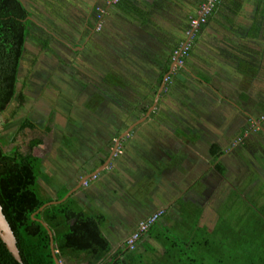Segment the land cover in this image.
I'll use <instances>...</instances> for the list:
<instances>
[{
  "label": "rangeland",
  "instance_id": "374dc122",
  "mask_svg": "<svg viewBox=\"0 0 264 264\" xmlns=\"http://www.w3.org/2000/svg\"><path fill=\"white\" fill-rule=\"evenodd\" d=\"M82 5L83 0H33L29 3L34 19L47 24L43 29L37 27L38 29L32 32L35 40L28 39L25 42L17 84V91L22 93L25 99L24 104L20 106L17 100L12 103L1 101L0 139L7 150L17 147L22 153H26L28 144L34 138L44 139V144L32 151L33 155L42 159L39 175L41 180L37 192L43 201H54L63 195L69 186L75 185L76 180L79 181L86 173L97 170L100 167L98 160L110 155L116 139L146 115L141 112V108H133L132 102H129L128 107L123 100L111 101L112 91L104 88L103 84L110 82L114 76L111 77L109 71L103 75L99 72L102 74L106 68H116L109 66L113 64L109 47L117 44V40L114 36H108L107 31L94 30V33L89 31L87 35L83 25L88 18L89 7L84 10ZM29 19L35 24L34 19ZM42 35L48 42V51L40 52L38 43L41 42L39 40H42ZM77 36L82 39L77 40ZM66 39L74 41L75 44L80 41L88 43L85 49L67 51L63 45ZM98 47L105 54V59L101 58L100 62L95 58ZM236 66L237 63H234L235 68ZM196 69L195 74L203 80L210 81L217 88L222 85L228 89L229 83H232L231 78H227L228 83L225 80L221 83V79L209 76V73L207 75V72L201 69L196 72ZM174 77L176 79L171 86H175L179 96L176 101L178 107H182L179 108L181 115H190L192 111L198 113L200 107H205L207 101L216 100L217 96L208 87L198 85L197 81L185 79L181 75ZM115 82L117 87L121 88L122 81L115 79ZM199 89L205 93L200 94ZM223 92L226 94L227 90ZM126 93L134 99H140L144 94L141 91ZM181 94L184 96L180 97ZM260 95L263 96L264 92ZM123 98L124 96L120 99ZM232 99L237 102L236 96ZM189 103L192 104L189 106ZM239 104L244 111L249 112V106L242 105V102H238ZM256 108L250 118L247 115L240 116V119L244 118L245 121L242 134H248L247 142L242 143L240 137L236 139L239 140L238 144L230 148L235 149L234 151H244L241 155L242 167L245 166L248 171V178L252 176L251 174H256L253 170L255 165L252 166L250 163L255 155L249 151H263L264 148L263 143L260 147L251 141L249 143L250 130L257 129L252 122L259 121L258 115L264 111V104ZM231 112L236 111L232 108L222 109L223 117ZM153 113L147 120L133 126L131 132L124 135L122 142L117 145L115 154L117 151H126L118 157L122 162L115 165L118 158L114 157L109 169L100 173L98 180L88 191L80 190L81 192L78 191L79 193L76 192L73 196L77 208L86 215L102 214L104 218L106 217L101 230L111 245L119 244L124 234L133 230L142 212L152 208L158 197L165 193L158 180L160 175H164V169L161 162H158L156 153L145 157L139 151L175 150L177 147L173 144L169 145L166 142V148H163L158 143L156 128L152 126L151 121L173 132L171 126L172 122L177 120V116L173 113L159 114L155 111ZM256 113L257 119L253 120ZM27 115L38 124L44 123L50 117L53 120L52 131L46 136H41L39 131L26 129L10 140V135L15 131L19 121ZM238 118L239 114L236 119ZM262 119L264 117L260 118ZM227 128L229 135H235L237 121L229 120ZM181 133L184 136V132L179 128L174 135L186 140L181 137ZM185 136L191 137L190 134ZM193 136H198V133ZM190 141L192 143V140ZM201 145L207 146L206 141L198 138L193 141L194 149L202 147ZM261 166L264 167V162L260 164ZM248 182L232 193L234 198L231 204L225 207L226 211L230 210L226 234L219 235V231L212 234L208 253L204 252L205 247L198 244L189 249L185 247L184 241L178 238L185 235L182 231L187 227L194 228L196 225L198 216L194 211L180 212L176 217L178 222L172 220L168 226L160 227L167 225L166 217H162L155 223L154 228L162 232L164 231L162 228H166L163 234L168 239L175 240L177 251L180 250L178 254L186 264H264V186L262 180L258 185L255 181H252V185ZM201 189L203 188L197 186L194 191ZM174 225L182 227L175 228ZM205 231L199 228L196 239L199 240L200 235L204 236ZM124 244L121 243V247ZM157 246L161 248L160 244L151 245L152 249L148 254L150 258L157 259L159 254L155 249ZM133 250L137 254L141 251L139 248ZM150 258L145 259L149 261ZM63 263L75 264L74 261L70 262L67 259L63 260Z\"/></svg>",
  "mask_w": 264,
  "mask_h": 264
},
{
  "label": "crops",
  "instance_id": "0c3cea01",
  "mask_svg": "<svg viewBox=\"0 0 264 264\" xmlns=\"http://www.w3.org/2000/svg\"><path fill=\"white\" fill-rule=\"evenodd\" d=\"M201 2L202 0H120L117 6L109 7L106 6V0H83L82 8L86 10L89 7V15L83 25L86 34L97 30V24L93 30L94 17L90 15V12L96 13L99 8L103 10V14L100 21L101 28L98 31H107L108 36H114L117 40V44L109 47L110 58L113 60V64L109 66L116 68L102 69V74L99 72L103 75L109 71L110 76H114L110 82L103 84L104 88L112 91L111 101L123 100L128 107L129 102H132L133 108H152L149 116L142 117L144 120H147L155 111L159 114L173 113L178 121L172 122L173 132L151 121L152 126L156 128L158 143L163 148H166V142L177 147L175 150L170 149L171 151H139L145 157L156 153L158 162H161L164 169V175H160L158 180L165 193L158 197L152 208L142 212L133 230L124 234L119 244L111 245L114 251L119 249L121 243L124 244L125 240L136 231L141 221L146 220L158 210L164 211L159 218L166 217L167 220V225L160 227L168 226L172 220L178 222L176 217L180 212L194 211L198 216L195 226L206 230L204 239L207 237V240H210L212 234L214 235L217 231L219 235L225 236L230 212V210L226 211L225 207L231 204L234 198L232 193L248 181L249 185H252L254 181L258 185L262 180L264 186V167H260V164L264 162V148H262L263 151H249L255 155L250 163L252 166L255 165L253 170L256 171V174H251L250 178L245 166L242 167L241 155L244 151L230 149L238 144L239 140L236 139L240 137H242V143L247 142L248 134H242L245 121L244 118H240L243 115L250 118L256 107L264 104V95H260L264 92V0H220L206 24L198 29L190 41V51L184 66L173 69L172 52L187 41L185 31L188 22L196 16ZM95 20L97 23V18ZM76 39L82 38L77 36ZM87 43L80 41L75 44L74 41L66 39L63 45L67 51H77L80 48L85 49ZM96 50L95 58L99 62L101 58L105 59L101 48L98 47ZM234 63H237L236 68ZM195 69L196 72L201 69L206 71L207 75L209 73V76L221 79V83L223 80L228 83L227 80L231 78L229 90L222 85L217 88L210 81L203 80L194 73ZM174 75H181L185 79L190 78L197 81L198 85L208 87L217 96L216 100L207 101L205 107H200L198 113L192 111L190 115H181L179 108L182 107H178V101H176L179 96L175 86H171L176 79ZM165 76L167 80L159 91ZM115 79L122 81L121 88L117 87ZM225 89L226 94L223 92ZM199 90L200 94L205 93L204 90ZM126 91L135 93L141 91L144 94L140 99H134ZM156 95L158 98L154 104ZM123 96L124 98L120 99ZM183 96L184 94L180 95V97ZM235 96L237 102L232 99ZM238 102H242V105L245 104L246 107L249 106V112L244 111ZM190 104L192 103H189V106ZM224 107L232 108L237 115L235 116L236 112H231L223 117ZM218 109H220L219 112H217ZM257 113L253 120L257 119ZM238 114L239 118L236 119ZM258 117L259 121L252 122L257 129L250 130L249 143H256L260 147L262 143L264 145V119L260 120L264 117V111ZM229 120L237 121V129L232 136L229 135L227 128ZM179 128L184 132V136L181 133V137L186 140L174 135ZM197 133L198 136H193ZM185 134H190L191 137L187 138ZM197 138L206 141L207 146L201 145L202 147L194 149L193 141ZM212 145L220 149V151H213L214 155L210 154ZM125 152L117 151L110 158L106 168L102 169L94 179L90 177V180L88 179L89 181L78 189L79 192L80 190L88 191L98 180L100 173L109 169L110 163ZM108 156L98 160L100 167L109 159ZM121 162L122 159L118 158L115 165ZM93 172H88L83 177ZM78 182L76 180V184L69 186V189L75 187ZM197 186L203 189L194 191ZM162 229L166 230V228ZM154 244L157 245L159 242L154 239V234L150 231L141 235L135 249H141L138 251L139 254L150 258L148 254L152 249L151 245ZM155 249L159 255L164 250L162 246L161 248L157 246Z\"/></svg>",
  "mask_w": 264,
  "mask_h": 264
},
{
  "label": "trees",
  "instance_id": "16d2710c",
  "mask_svg": "<svg viewBox=\"0 0 264 264\" xmlns=\"http://www.w3.org/2000/svg\"><path fill=\"white\" fill-rule=\"evenodd\" d=\"M32 1L0 0V112L1 101L12 103L17 100L20 106L25 101L23 94L17 91V84L25 42L28 39L35 40L32 32L36 31L37 26L29 19L33 18L30 11L32 7L29 6ZM41 37L42 40L38 43L40 52L48 51V42L43 35ZM147 110L148 108H143L141 112L145 114ZM52 123L50 117L42 123L43 135L51 132ZM38 128V123L27 115L19 121L15 131L10 135V140L26 129L32 131ZM42 143V138L38 137L28 144V151L22 153L17 147L7 150L0 139V206L15 237L22 262L18 263L0 240V264H55L48 232L38 220L45 223L51 231L56 257L60 261L67 259L70 262L74 261L75 264H186L178 254L180 250L177 251L175 240L168 239L162 231L154 228L160 218L144 233L151 231L154 239L163 247V253L158 254L157 259L150 258L147 261L146 256L134 253L126 244L114 251L101 230L105 222L104 216L86 215L77 208L73 196L79 190L61 203L46 206L34 215L33 219L32 215L40 207L51 202L41 200L37 192L41 180L39 175L42 159L33 155L32 150ZM213 151L220 149L212 145L210 154L214 155ZM216 169L219 171L218 167ZM69 190L54 201L61 200ZM198 229V226L187 227L182 231L185 235L178 238L184 241L185 247L191 249L196 244L202 245L205 247L204 252L208 253L210 240H207V237L204 239L201 235L198 237L199 240L196 239ZM140 239L141 237L138 238L137 245Z\"/></svg>",
  "mask_w": 264,
  "mask_h": 264
},
{
  "label": "built area",
  "instance_id": "2783aa9c",
  "mask_svg": "<svg viewBox=\"0 0 264 264\" xmlns=\"http://www.w3.org/2000/svg\"><path fill=\"white\" fill-rule=\"evenodd\" d=\"M120 0H106V6H114L119 3ZM220 0H202L200 3L196 16L192 17L188 22V27L185 31V38L187 41L181 44L178 48L174 49L172 52L171 60L173 63V69H177L184 66L185 60L187 59L190 51V41L195 36V33L204 26L210 17L215 6ZM103 10L97 8L96 18H97V30L101 28V17ZM167 80V79H166ZM170 80H168L169 82ZM164 214V211L158 210L152 213L146 220L141 221L135 232H133L125 241L126 246L129 250H133L136 247V242L141 235H143L147 229L153 224L160 216Z\"/></svg>",
  "mask_w": 264,
  "mask_h": 264
},
{
  "label": "water",
  "instance_id": "95a60500",
  "mask_svg": "<svg viewBox=\"0 0 264 264\" xmlns=\"http://www.w3.org/2000/svg\"><path fill=\"white\" fill-rule=\"evenodd\" d=\"M167 77L165 76L163 78V83L161 85V88L159 91H161V89L163 88L164 84H165V81H166ZM158 98V95H156L155 97V100H154V104L156 103V100ZM152 108H149L146 112V117L149 116L150 112H151ZM144 120V118L138 120L136 123H134L132 126H130L126 132H124L122 135H120L116 141H115V145H114V148L113 150L111 151L110 155H109V159L104 162L102 164V166L100 168H98L97 170H95L93 173H91L90 175H87L85 177H82L78 184L70 189L68 191V193L59 201H51V202H48L46 203L45 205H43L42 207H40L33 215V219H34V215L38 214L40 211H42L46 206H50L52 204H57V203H61L63 201H65L73 192H75L76 190H78L82 185H84L88 179H90V177L94 178L97 174H99V172L106 168V166L108 165L109 161H110V158H112V156L115 154V150L117 149V144L119 143V140L123 138L124 135H127L131 129L133 128V126L139 124L140 122H142ZM42 226L47 230L48 232V235H49V238H50V250H51V254H52V257H53V260H54V263L55 264H60V260L57 259L56 257V251L54 249V245H53V240H52V233L51 231L48 229V227L46 226L45 223H43L42 221L38 220ZM0 240L1 242L5 245V248L6 250L11 254V256L18 262V263H22L21 262V258H20V255H19V252H18V248L16 246V240H15V237L13 235V232L8 224V222L6 221V218L5 216L3 215L2 213V208L0 206Z\"/></svg>",
  "mask_w": 264,
  "mask_h": 264
},
{
  "label": "flooded vegetation",
  "instance_id": "af4514ba",
  "mask_svg": "<svg viewBox=\"0 0 264 264\" xmlns=\"http://www.w3.org/2000/svg\"><path fill=\"white\" fill-rule=\"evenodd\" d=\"M90 15H92V17H94V18H93V24H94V26H93V30H94V27H95V25L97 24V23H96V20L94 21V19H96V18H95V17H96V13H95V12H90ZM47 18H48V17H47ZM47 18H46V19H47ZM32 19H34V17H33ZM48 19H51V18H48ZM34 21H35V24L37 25V27H39V28H41V29H43V28H44L43 26H46V24H47V23H45V22L42 23V22H40V21H37L36 18L34 19ZM73 48H74V47H72V49H73ZM78 48H79V47H78ZM171 61H172V60H171ZM172 66H173V63H172ZM39 126H42V123H41V124H38V127H39ZM41 130H42V127H41V128L39 127L38 129H36V131H39V132H40L41 136H46L47 134H46V135H43V134L41 133ZM32 131H33V130H32ZM49 133H50V132H49ZM49 133H48V134H49ZM37 138H38V137H37ZM40 138H42L43 143H42L41 145H43V144H44V139H43V137H40ZM35 139H36V138H34L33 140H35ZM120 141H121V139L119 140V143H118V144H120ZM121 142H122V141H121ZM118 144H117V145H118ZM41 145H40V146H41ZM114 145H115V143L113 144V147H112L111 151L113 150ZM40 146H38V147H40ZM38 147H37V148H38ZM35 148H36V147H35ZM32 151H33V150H32ZM60 264H64L63 261H60Z\"/></svg>",
  "mask_w": 264,
  "mask_h": 264
}]
</instances>
